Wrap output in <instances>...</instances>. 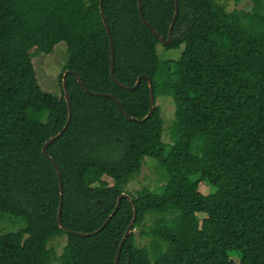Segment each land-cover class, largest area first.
Wrapping results in <instances>:
<instances>
[{"label": "trees", "instance_id": "16d2710c", "mask_svg": "<svg viewBox=\"0 0 264 264\" xmlns=\"http://www.w3.org/2000/svg\"><path fill=\"white\" fill-rule=\"evenodd\" d=\"M0 0V214L23 223L0 233V264H264V0L226 11L216 0ZM236 4L244 0H233ZM64 43L68 60L60 93L44 92L29 50L51 54ZM182 47L159 60L156 46ZM64 133L42 153L44 143ZM113 95L121 108L108 96ZM174 103L162 140L156 99ZM63 186L61 223L59 178ZM146 160L161 184L130 193ZM104 177L109 178V184ZM200 183L209 188L199 191ZM121 194L115 215L110 216ZM203 214V218H199ZM150 225L146 222L151 216ZM65 238L57 255L49 246ZM139 239V241L137 240ZM236 258L237 261H234Z\"/></svg>", "mask_w": 264, "mask_h": 264}, {"label": "rangeland", "instance_id": "374dc122", "mask_svg": "<svg viewBox=\"0 0 264 264\" xmlns=\"http://www.w3.org/2000/svg\"><path fill=\"white\" fill-rule=\"evenodd\" d=\"M220 5H223L228 12L234 10H244L249 11L251 9V3L249 0H244L236 4L233 0H216ZM182 47L179 49H165L162 44L156 46V52L159 60H172L176 61L179 59L181 54ZM35 77L40 88L47 93L53 95H59L60 93V79L59 76L62 72V68L68 60V53L66 45L62 42L57 44L51 54H45L41 52L36 47H33L28 52ZM156 105L160 109V114L163 120L164 134L162 137L163 142H169L167 130L171 125L174 118V103L173 100L165 95H161L156 99ZM160 172L157 170L155 162L146 160L145 166L141 169L139 176H137L133 181H131L126 190L130 193H133L135 190L141 187H148L150 189H155L158 187L162 180L160 178ZM104 179L111 184L112 181L104 177ZM199 191L202 194H207L209 188L205 183H200ZM199 218H203V214ZM157 216H151L150 219L146 222L147 225L151 224V220L157 218ZM23 228V223L15 221V219L10 218L6 214H0V233L5 232H16L19 229ZM139 241V239L137 238ZM140 242V241H139ZM65 244V238L53 240L50 242L49 246L52 247L57 255L62 251V247ZM234 261H237L236 258H233Z\"/></svg>", "mask_w": 264, "mask_h": 264}, {"label": "water", "instance_id": "95a60500", "mask_svg": "<svg viewBox=\"0 0 264 264\" xmlns=\"http://www.w3.org/2000/svg\"><path fill=\"white\" fill-rule=\"evenodd\" d=\"M102 2L103 0H100L99 1V8H100V13H101V18H102V23L105 27V30H106V33H107V36H108V39H109V45H110V75H111V78L112 80L119 86V87H122V88H125L127 90H132L133 88H136L138 86V83L139 81L144 78L148 81V84H149V89H150V109H149V112L147 114V116L144 118V119H141V120H138V119H135V118H131V117H127L128 120L130 121H133V122H143L146 118H148L151 113H152V110H153V107L155 105V99H154V96H153V92H152V89H151V82H150V79L147 75H141L138 79H137V82L136 84L134 85L133 88H130V87H125V86H122L121 84H119L115 77H114V50H113V43H112V39H111V36H110V32H109V28H108V25H107V22H106V19L104 17V14L102 12ZM175 2V10H174V14H173V18H172V21L169 25V29H168V37L166 40H162L159 35L153 30V28L143 19V22L145 23V25L148 27V29L153 33V35L160 40V42L165 45V46H169L171 43H172V39H173V35H172V30H173V26H174V23L176 21V16H177V12H178V3H177V0H174ZM140 6H141V0H138V8L140 9ZM69 73H72L78 83L83 87L81 81H80V78L79 76L74 73V72H70V71H66L64 74H63V77H62V89H63V92H64V100L66 102V105H67V109H68V116H67V121L64 125V127L62 128V130L55 136L49 138L43 145L42 147V153L43 155L46 156V148L47 146H49L51 143H53L58 137H60L64 131L67 129V126L69 125V122H70V119H71V115H72V109H71V98H70V95L69 93L67 92V88H66V83H65V79H66V76L69 74ZM83 89L88 92L84 87ZM90 95H93V96H99L100 94L98 93H91V92H88ZM104 96H108L110 97L117 105L119 108H121V105H120V102L118 101V99H116L113 95H107V94H102ZM50 162L51 164L53 165V167L55 168L56 172H57V175H58V178H59V191H60V202H59V208H58V214H57V222H58V225L60 227H63L62 226V223H61V219H60V216H61V209H62V196H63V186H62V181H61V173L58 169V166L56 165V163L50 159ZM125 198L127 199L128 201L131 202V198L126 195V194H121L118 199H117V203H116V206L115 208L113 209L112 213L110 214V216L105 220V222L102 224V226L94 233H91V234H76V235H79L81 237H88V236H91V235H94V234H97L98 232H100L110 221V219L115 215V213L117 212V209L120 205V202L121 200ZM135 215H136V210L135 208L133 207V220L135 218ZM133 220L132 222L130 223V225L128 226V228L126 229L119 245H118V249H117V252H116V255H115V264H118L119 263V258H120V253H121V250H122V247L131 231V227H132V224H133Z\"/></svg>", "mask_w": 264, "mask_h": 264}]
</instances>
